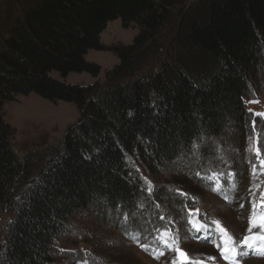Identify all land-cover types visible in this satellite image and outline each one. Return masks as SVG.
Returning <instances> with one entry per match:
<instances>
[{"label": "trees", "instance_id": "16d2710c", "mask_svg": "<svg viewBox=\"0 0 264 264\" xmlns=\"http://www.w3.org/2000/svg\"><path fill=\"white\" fill-rule=\"evenodd\" d=\"M114 19L138 25L133 41L114 49L118 62L102 82H66L70 72L99 76L85 55L104 49L100 34ZM261 65L264 0H39L23 8L0 32V204L12 213L0 264H52L73 215L123 211L149 196L159 202L146 176L159 179L193 145L209 157L206 140L228 120L264 129V115L253 119L245 102ZM30 92L74 104L79 118L58 144L20 156L2 106Z\"/></svg>", "mask_w": 264, "mask_h": 264}, {"label": "rangeland", "instance_id": "374dc122", "mask_svg": "<svg viewBox=\"0 0 264 264\" xmlns=\"http://www.w3.org/2000/svg\"><path fill=\"white\" fill-rule=\"evenodd\" d=\"M38 2L0 0V32L6 31L23 8ZM137 33L136 23L124 27L120 19L109 21L100 34L104 49H89L85 55L86 60L101 67L99 76L70 72L64 80L85 85L97 79L102 82L105 72L118 62L114 49L130 44ZM51 76L61 78L57 71ZM249 90L246 108L256 119L264 115V65L252 78ZM2 113L15 129L13 148L20 156L58 144L67 126L79 118L74 104L52 102L35 92L17 94L3 104ZM249 126L247 130L228 120L219 136L206 140L205 144L212 148L209 157H203L200 148L193 145L165 168L159 179L146 176L151 192H161L159 202L149 196L123 211L89 210L70 217L68 232L55 244L52 264H187V260L202 264H264V244L257 243L251 249L241 246L246 235L260 232L259 228L248 231L249 217L264 215L260 207L264 194V129L254 126L252 130V124ZM11 216V211L0 204V243ZM216 221L226 229L234 241L231 246L239 253H229V260L221 256L217 247H224V233ZM178 248L186 252V261L177 258Z\"/></svg>", "mask_w": 264, "mask_h": 264}, {"label": "snow or ice", "instance_id": "6c2138e0", "mask_svg": "<svg viewBox=\"0 0 264 264\" xmlns=\"http://www.w3.org/2000/svg\"><path fill=\"white\" fill-rule=\"evenodd\" d=\"M133 113L129 112V116H132ZM90 159V157H89ZM262 164H264V161L261 162ZM260 207L264 208V194H261V198H260ZM256 211V205L255 203L253 204V212ZM191 214V211H190ZM198 214V213H197ZM217 227L220 228V232L224 233V235L221 237L222 242L224 244V247H220L219 245H217V247L219 248L220 252H221V256L225 259V260H229V253H232L233 256L235 255H239V253L237 252V250L235 249V247H232L231 244H234V241L231 240L230 237L227 236L226 233V229H224L222 226H220L219 221L215 222ZM254 228H259L260 232L259 233H253L252 235H246L243 240L241 241V246L242 247H247V248H254L255 244L259 243V244H264V215H261L259 217L256 216H250L249 217V232H252V230ZM197 231H199V229H197ZM176 251L178 252V255H183L186 257V254L181 253L179 249H176ZM214 259V258H212ZM173 264H175V261L173 262ZM187 264H202L201 261H191V260H187Z\"/></svg>", "mask_w": 264, "mask_h": 264}, {"label": "water", "instance_id": "95a60500", "mask_svg": "<svg viewBox=\"0 0 264 264\" xmlns=\"http://www.w3.org/2000/svg\"><path fill=\"white\" fill-rule=\"evenodd\" d=\"M178 249L180 250L181 253L186 254V252H185L182 248H178ZM177 257H178V259L181 260V261H186L187 254H186V257H185V256H183V255H178V252H177Z\"/></svg>", "mask_w": 264, "mask_h": 264}]
</instances>
